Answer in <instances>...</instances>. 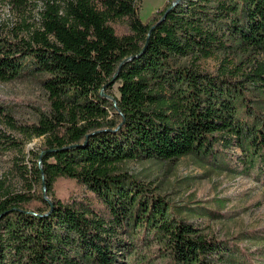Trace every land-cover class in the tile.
<instances>
[{
  "label": "trees",
  "instance_id": "16d2710c",
  "mask_svg": "<svg viewBox=\"0 0 264 264\" xmlns=\"http://www.w3.org/2000/svg\"><path fill=\"white\" fill-rule=\"evenodd\" d=\"M140 8L141 0H47L27 38L0 35V82L39 76L50 102L31 124L0 109L24 139L44 138L13 163L23 191L0 182V264H115L144 235L178 264H249L119 165L188 155L212 165L234 138L264 174V60L248 64L264 54V0H166L145 21ZM219 54L237 64L197 67ZM116 81L118 98L109 94ZM22 143L0 133L5 149ZM118 227L129 243L114 241Z\"/></svg>",
  "mask_w": 264,
  "mask_h": 264
},
{
  "label": "rangeland",
  "instance_id": "374dc122",
  "mask_svg": "<svg viewBox=\"0 0 264 264\" xmlns=\"http://www.w3.org/2000/svg\"><path fill=\"white\" fill-rule=\"evenodd\" d=\"M47 0H26L19 4L14 0H0V35L16 40L27 38V31L39 27ZM54 1V0H53ZM166 0H141L140 18L147 20ZM227 59V60H226ZM264 60V54H256L248 59ZM221 64L233 68L237 57L229 54L215 55L196 62L200 70L216 73ZM249 68L245 69L247 72ZM119 81L112 84L109 94L118 98ZM254 94H251L252 98ZM110 102L114 103L110 97ZM46 90L39 76H23L8 82H0V109L8 112L15 124H31L37 121L39 110L49 108ZM0 133L23 142L20 150L5 149L0 145V182L3 189L22 192L23 184L13 169L19 156L30 158L43 146L44 138L33 137L26 140L10 128L6 117L0 114ZM223 147V148H222ZM213 158L214 163L202 164L192 155L184 156L175 162L154 160H128L119 165L142 181L155 187V192L168 201L170 212L198 226L204 234L216 236L226 241V245L236 246L230 252L236 262L258 264L264 262V174L260 171L261 162L252 159L239 148L233 138L227 145L219 146ZM33 159H35L33 157ZM25 163H28L25 160ZM39 193V186L33 187ZM220 214H214V212ZM141 238V234L139 235ZM131 240L121 227L117 228L114 241ZM136 250L131 254L118 255L115 264H178L172 261L166 251L160 249L154 238L140 241L133 237ZM236 244V245H235ZM264 264V263H263Z\"/></svg>",
  "mask_w": 264,
  "mask_h": 264
}]
</instances>
